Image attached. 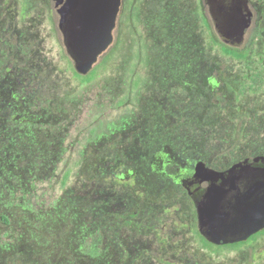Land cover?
<instances>
[{"label": "rangeland", "instance_id": "374dc122", "mask_svg": "<svg viewBox=\"0 0 264 264\" xmlns=\"http://www.w3.org/2000/svg\"><path fill=\"white\" fill-rule=\"evenodd\" d=\"M58 23L52 0H0V264H264V231L207 244L175 184L185 158L264 154L263 90L203 0H122L85 77Z\"/></svg>", "mask_w": 264, "mask_h": 264}, {"label": "flooded vegetation", "instance_id": "af4514ba", "mask_svg": "<svg viewBox=\"0 0 264 264\" xmlns=\"http://www.w3.org/2000/svg\"><path fill=\"white\" fill-rule=\"evenodd\" d=\"M210 1L212 5L218 2V0ZM224 1L228 11L230 14L236 15L240 25L244 22L247 15L251 17L250 26L243 42L238 46H230L221 42L216 30L217 25L208 14L207 6L211 5V3L209 0H203L208 22L220 43L230 51V54L226 57L232 62L241 64L244 69L241 74L242 80L246 82L247 86H251L250 88L253 86L252 90L255 92L263 90L264 94V55L253 54L254 47H252V40L259 35L258 30L254 29L255 23L258 21V9L254 4L255 0ZM231 34L235 35L236 30H233ZM259 41L257 49L261 54H264L260 35ZM254 82H257V84L254 85ZM183 165L184 167L180 168V170H183L182 174L175 184L181 188L182 193L186 194V197L192 203L195 213L196 234L204 242L209 245L221 246L213 244L201 233L199 208L204 203L212 206V202L215 205L223 200L226 202L235 200L237 210L235 231L237 236L246 237V239L240 241L245 242V240H249L264 231V154L245 157L233 162L224 169L209 165L199 156L185 158Z\"/></svg>", "mask_w": 264, "mask_h": 264}, {"label": "water", "instance_id": "95a60500", "mask_svg": "<svg viewBox=\"0 0 264 264\" xmlns=\"http://www.w3.org/2000/svg\"><path fill=\"white\" fill-rule=\"evenodd\" d=\"M59 16L58 27L66 53L77 74L87 76L99 58L113 43V31L121 8V0H52ZM208 7L210 18L216 23L221 42L240 45L250 26V16L240 25L236 15L230 14L224 0ZM208 4V3H207ZM220 21V22H219ZM236 34L232 35V31ZM222 202V203H221ZM221 203V204H220ZM199 208L201 233L213 244L224 245L246 239L236 234L235 200L220 201ZM221 209V210H220Z\"/></svg>", "mask_w": 264, "mask_h": 264}, {"label": "trees", "instance_id": "16d2710c", "mask_svg": "<svg viewBox=\"0 0 264 264\" xmlns=\"http://www.w3.org/2000/svg\"><path fill=\"white\" fill-rule=\"evenodd\" d=\"M222 49L224 50L225 53L230 54V51L226 47L222 46Z\"/></svg>", "mask_w": 264, "mask_h": 264}]
</instances>
